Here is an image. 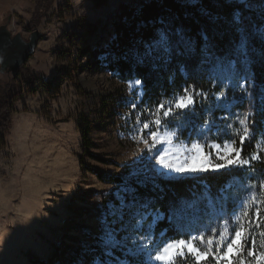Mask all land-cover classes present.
<instances>
[{
    "label": "snow or ice",
    "instance_id": "1",
    "mask_svg": "<svg viewBox=\"0 0 264 264\" xmlns=\"http://www.w3.org/2000/svg\"><path fill=\"white\" fill-rule=\"evenodd\" d=\"M201 2L190 0L191 6ZM234 3L238 7L231 24L236 39L223 55L207 29L200 32L197 46L183 27L167 19L154 28L150 39L131 50L138 67L157 72L172 67L173 82L175 73L191 75L185 61L196 58V69H206L213 86L221 87L217 92L188 85L149 106L143 100L144 80L128 82L130 90L138 89L125 114L131 119L135 113L130 139L143 144L131 163H146L128 169L125 180L108 191L98 218L100 253L78 264H187L189 259L192 264H264V251L257 252L264 249V177H256L253 167L264 158L259 151L242 156L245 142L257 137L256 111L264 112V0ZM255 4L260 6L258 22L245 16ZM205 14L210 24L217 23L218 17ZM4 58L0 50V59ZM245 102L244 112L233 111ZM197 106L206 113L202 123L189 118ZM216 110L224 115L216 117ZM261 144L264 132L257 149ZM207 173L229 179L215 194L211 185L200 183L191 198L157 207L165 184L184 179L205 182Z\"/></svg>",
    "mask_w": 264,
    "mask_h": 264
},
{
    "label": "rangeland",
    "instance_id": "2",
    "mask_svg": "<svg viewBox=\"0 0 264 264\" xmlns=\"http://www.w3.org/2000/svg\"><path fill=\"white\" fill-rule=\"evenodd\" d=\"M143 1L148 0H53L32 25L33 0H0V25L25 39L35 29L41 32L24 64L38 76L15 85L21 97L13 102L6 145L0 147L2 264H37L30 260L47 259L62 241L72 244V235L85 242L99 238L101 212L93 209H102L115 185L88 166L105 175H126L146 163H131L143 144L130 139L135 113L125 118L136 98L138 89L128 84L135 78L122 80L97 61L98 46L112 37L119 4ZM87 46L91 50L85 52ZM12 76L0 72V81ZM84 118L90 150L104 161L83 154ZM257 151L264 156V144Z\"/></svg>",
    "mask_w": 264,
    "mask_h": 264
},
{
    "label": "trees",
    "instance_id": "3",
    "mask_svg": "<svg viewBox=\"0 0 264 264\" xmlns=\"http://www.w3.org/2000/svg\"><path fill=\"white\" fill-rule=\"evenodd\" d=\"M33 1L35 2V9L29 23L36 25L53 0ZM236 7L238 5L234 3V0H202L196 6H191L190 0H148L135 4L120 3L118 11L114 14L111 21V39L105 46H98L97 48L98 55H100L97 58L99 67L110 70L122 80L143 79V90L146 93L143 100L144 104L149 106H154L166 95L170 96L173 92H181L188 85L204 91L218 92L221 86L219 84L215 85V87L213 86V81L209 77L207 70L196 69V58L185 61L191 75L175 73L173 82V80L169 79V76L173 75L172 67L165 68L159 72L148 67H138L132 60L131 50L138 47L142 40L150 39L153 36L154 28L159 26L164 19H167L169 24L183 27L193 41L197 43V46L200 41V32L207 29L216 41L218 52L223 55L231 49L236 39V34L231 24L233 9ZM205 12L218 17L217 23L210 24L208 15ZM245 16L250 21L258 22L260 20V6L255 4L251 12L245 11ZM90 50V46H87L85 52ZM261 71V69H257L258 74ZM37 76V72H32L23 65L9 82L3 83L0 81V147L6 145L5 134L11 127L13 102L21 97V90H16L15 85L19 84V82L31 83ZM229 94L231 95V92ZM246 108L247 103L245 102L237 109H233V111L242 113ZM214 114L216 117L224 115L220 110H216ZM205 115L204 109L197 106L196 111L190 114L189 118L195 123H202ZM254 119L257 137L250 143L245 142L242 151V156L245 157L256 152L259 134L264 132V112L256 111ZM80 131L83 154L104 161L90 150L92 146V142L89 139L90 126L85 118ZM260 155L264 158L262 154ZM80 161L82 163V157H80ZM253 167L257 170L256 177H264V163L254 162ZM88 169L95 171L100 180L115 186L121 184L126 177L124 173L105 175L102 171L91 166H88ZM204 175L207 176L205 182L184 179L180 182L165 184L163 192L158 194L162 195L164 199L157 204V207L162 208L163 205L170 203L173 199L191 198L194 192H199L200 183L211 185L212 193L215 194L217 189L229 179L224 174L207 173ZM237 175L241 179H247L243 173H238ZM261 209L262 215H264V204L261 205ZM93 210L98 215L101 212V209ZM64 225L68 226L67 222ZM69 238L72 239V244L62 241L60 245L55 246L53 254L47 259L32 258L30 261L37 264H78L81 259L90 260L92 255L100 253V242L97 237L92 242H85L75 235L69 236ZM86 250L88 251L86 252ZM259 251H264V249L257 248V252ZM117 254L119 255V253ZM187 264H192V261L189 259Z\"/></svg>",
    "mask_w": 264,
    "mask_h": 264
},
{
    "label": "water",
    "instance_id": "4",
    "mask_svg": "<svg viewBox=\"0 0 264 264\" xmlns=\"http://www.w3.org/2000/svg\"><path fill=\"white\" fill-rule=\"evenodd\" d=\"M40 37L41 32L38 29L31 31L25 39L19 32L11 33L6 23L1 24L0 50H3L5 58L0 59V72L16 74L33 53Z\"/></svg>",
    "mask_w": 264,
    "mask_h": 264
}]
</instances>
